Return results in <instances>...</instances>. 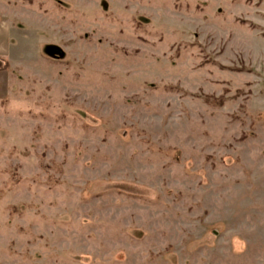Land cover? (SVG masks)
<instances>
[{
  "label": "rangeland",
  "instance_id": "obj_1",
  "mask_svg": "<svg viewBox=\"0 0 264 264\" xmlns=\"http://www.w3.org/2000/svg\"><path fill=\"white\" fill-rule=\"evenodd\" d=\"M0 264H264V0H0Z\"/></svg>",
  "mask_w": 264,
  "mask_h": 264
}]
</instances>
